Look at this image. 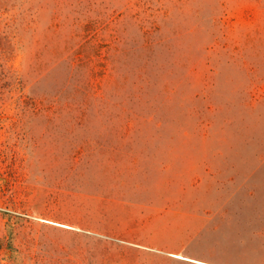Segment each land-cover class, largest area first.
I'll use <instances>...</instances> for the list:
<instances>
[{
  "label": "rangeland",
  "instance_id": "rangeland-1",
  "mask_svg": "<svg viewBox=\"0 0 264 264\" xmlns=\"http://www.w3.org/2000/svg\"><path fill=\"white\" fill-rule=\"evenodd\" d=\"M0 264H264V0H0Z\"/></svg>",
  "mask_w": 264,
  "mask_h": 264
}]
</instances>
